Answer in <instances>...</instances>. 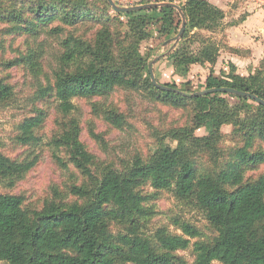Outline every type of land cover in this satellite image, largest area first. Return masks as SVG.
I'll return each instance as SVG.
<instances>
[{"label":"trees","instance_id":"trees-1","mask_svg":"<svg viewBox=\"0 0 264 264\" xmlns=\"http://www.w3.org/2000/svg\"><path fill=\"white\" fill-rule=\"evenodd\" d=\"M63 3L21 9L10 13L9 21L14 19L20 26L26 25L17 26L20 31L34 33L58 18L70 27L92 19L87 10L74 6L67 11ZM164 3L178 5L187 18L183 37L167 55L175 70L186 74L193 65L214 68L220 46L203 33L219 30L225 12L206 0H164ZM60 8L66 9L64 14ZM114 13L127 20L126 34L112 32L109 25L112 18L108 16L101 22L102 29L94 41L73 36L66 39L63 43L66 52L61 60L64 69L57 72L54 85L44 90L45 95L54 93L61 113L68 115L74 110L75 99L105 97L116 89L148 90L163 104L192 108L193 130L204 128L209 133L196 137L188 128L173 130L168 136L178 142L176 148L161 146L148 162L137 157L125 170H108L97 178L91 170L94 157L85 149L79 127L72 122L56 144L68 151L71 163L91 181L92 187L74 186L71 193L77 202L48 201L41 209L26 208L23 196L1 195L0 261L9 264H186L178 252L188 250L192 240L201 237L197 228L182 224V235L170 234L162 228L154 240L141 232L145 218L151 215L145 206L150 198L143 192L149 185L157 191L172 190L178 198L194 202L215 230L217 235L213 240H198L193 244L194 264H264V174L247 177L249 171L264 165V151L253 150L257 140L264 141V106L226 93L192 97L201 90L232 88L264 99V65L253 75L241 76L230 64L226 72H221L222 77L215 76L211 70L204 86L195 92L169 83L163 85L183 94L163 91L150 78L148 59L154 49L145 56L140 46L154 37V30L166 40L178 34L181 14L167 6ZM195 43L199 44L196 50ZM69 66L74 69L69 70ZM12 95L11 86L0 80V103ZM223 95L236 98L241 106H231ZM249 102L255 106H249ZM241 113L245 119H241ZM44 118L40 113L24 122L19 138L24 145L38 141L35 130L44 123ZM107 118L113 125L123 126V117L117 112H110ZM225 125L235 126L243 146L235 148L230 160L219 170L200 172L196 158L204 149L215 152ZM35 165V161L19 163L0 154V179H22ZM113 223L122 226L124 232L114 235Z\"/></svg>","mask_w":264,"mask_h":264},{"label":"rangeland","instance_id":"rangeland-1","mask_svg":"<svg viewBox=\"0 0 264 264\" xmlns=\"http://www.w3.org/2000/svg\"><path fill=\"white\" fill-rule=\"evenodd\" d=\"M65 1L70 2L66 5L63 3L64 0L31 2L0 0V80L11 86L13 91L8 101L0 103V154L19 163L36 162L35 167L22 179H0V196H23L28 209H41L48 201L65 204L77 202V198L71 193L73 187H92L91 181L71 163L68 151L56 144V140L72 122L79 127L80 141L85 149L94 157L91 170L97 178L108 170L117 172L125 170L137 157L148 162L161 146L176 148L178 142L168 136L173 130L188 128L190 134L196 137H203L209 133L208 129L204 128L193 130L192 108L181 109L163 104L155 100L148 90L116 89L105 97L75 99L74 110L68 115L61 113L54 93L45 95L44 90L54 85L57 72L64 69V64L61 62L66 52L64 41L72 36L87 42L94 41L97 33L102 29L101 22L108 16L112 18L109 22L112 32L118 31L124 35L128 31L127 20L117 17L106 0ZM114 1L120 6L118 1ZM58 2H62L64 7L68 8L67 11L74 9V6L79 10H87L92 19L70 27L64 25L62 19L58 18L50 25L40 26L34 33L23 30L22 32L18 30L17 26L20 25L16 20L9 21V14L12 12L29 10L44 3L55 6ZM159 3H164V0ZM230 4L233 11L240 8L239 0H232ZM60 10L63 12L66 9L60 8ZM22 26L26 27V25ZM181 27L182 24L180 29ZM225 28L222 26L213 34L203 33L205 37L220 46L222 53L214 68L208 66L206 72L194 71L193 74L205 78L213 70L215 76H223L221 72H224L222 71L224 65L228 66L225 54L230 51ZM153 36L141 44V53L147 56L150 49L159 48L158 55H168L171 44L162 47L169 39L157 36L156 30L153 31ZM176 36L177 34L171 38ZM193 48L196 50L199 44H193ZM73 69L74 66H69V70ZM184 81L179 77L165 80L187 92L201 89L205 82L198 77L189 84ZM222 97L231 106L239 104L236 98L224 95ZM231 106L230 109L233 108ZM249 106L255 105L249 102ZM110 112H117L123 117L122 127L119 128L108 120ZM40 113L44 115L45 120L35 130L38 141L24 145L19 140L22 136L21 127L26 120ZM240 117L245 119V114L241 113ZM221 132L215 152L204 149L196 158L200 172L212 173L219 170L230 160L233 150L243 146L242 139L235 133V126L225 125ZM253 150L264 151V141L257 140ZM262 174H264V165L257 170L249 171L247 177L257 178ZM143 192L150 198L145 206L150 210L151 215L147 216L142 224V234L154 240V235L159 229L164 228L173 235H182L180 228L182 224L194 226L199 230L201 237L193 239L188 250L178 252L186 264H194L193 244L198 240L211 241L217 235L204 212L198 209L194 202L178 198L172 190L157 191L148 185ZM111 230L114 235L124 232L122 226L117 223L111 225ZM0 264L9 263L0 261Z\"/></svg>","mask_w":264,"mask_h":264},{"label":"crops","instance_id":"crops-1","mask_svg":"<svg viewBox=\"0 0 264 264\" xmlns=\"http://www.w3.org/2000/svg\"><path fill=\"white\" fill-rule=\"evenodd\" d=\"M206 1L222 9L226 15L222 26L226 27L224 32L230 51L225 54L228 66L224 65L223 71L226 72L230 64L236 67L237 74L241 76H250L261 70L264 65V0H239L240 8L237 11L232 10L230 4L232 0ZM158 49L153 50L155 53L152 52L154 54L151 53L148 60L149 64L153 63L156 80H162L158 81L160 84H166L165 80L175 77L183 78L185 83L194 81L196 77L202 80L207 78L193 74V72L204 73L210 65H193L189 73L183 74L175 70L173 62L167 58V55H158ZM156 57L158 59L154 62Z\"/></svg>","mask_w":264,"mask_h":264},{"label":"water","instance_id":"water-1","mask_svg":"<svg viewBox=\"0 0 264 264\" xmlns=\"http://www.w3.org/2000/svg\"><path fill=\"white\" fill-rule=\"evenodd\" d=\"M108 2V4L110 5V7L117 13H130V12H137V11H142V10H146V9H151V8H160V7H172L174 9H176L180 14H181V18H182V27L179 31V33L177 34L176 37L169 39L166 44H172V48L173 49L178 42L180 41V39L183 37L185 31H186V27H187V18L185 16V14L183 13L182 9L176 5V4H170V3H151V4H144V5H139V6H134V7H120L118 6L114 0H106ZM158 59V57L155 58L154 62H156V60ZM149 72H150V78H151V82L152 84L157 87L158 89H161L163 91H168V92H175V93H180L183 94L182 91L175 89V88H171L169 86L160 84L159 82H157L156 77L154 75V71H153V63L149 64ZM213 93H226V94H232V95H236V96H242L245 98H249L255 102H257L258 104L264 106V99L250 93V92H244V91H238L232 88H212V89H208V90H203L200 92H196L194 94H192V97H203L209 94H213Z\"/></svg>","mask_w":264,"mask_h":264},{"label":"built area","instance_id":"built-area-1","mask_svg":"<svg viewBox=\"0 0 264 264\" xmlns=\"http://www.w3.org/2000/svg\"><path fill=\"white\" fill-rule=\"evenodd\" d=\"M116 1H118V4L120 5V7H122V6L134 7V6L144 5V4H151L152 2H155V3L160 2V1L163 2V0H160V1H154V0H116ZM173 49H170L169 53Z\"/></svg>","mask_w":264,"mask_h":264}]
</instances>
